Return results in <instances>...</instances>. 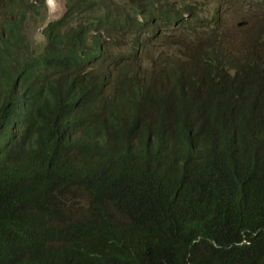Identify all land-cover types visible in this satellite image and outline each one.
I'll return each mask as SVG.
<instances>
[{"label": "trees", "instance_id": "16d2710c", "mask_svg": "<svg viewBox=\"0 0 264 264\" xmlns=\"http://www.w3.org/2000/svg\"><path fill=\"white\" fill-rule=\"evenodd\" d=\"M190 1L65 0L35 53L0 0V264H264V14L214 53ZM158 26L197 41L161 69Z\"/></svg>", "mask_w": 264, "mask_h": 264}, {"label": "rangeland", "instance_id": "374dc122", "mask_svg": "<svg viewBox=\"0 0 264 264\" xmlns=\"http://www.w3.org/2000/svg\"><path fill=\"white\" fill-rule=\"evenodd\" d=\"M35 1L36 0H29ZM65 0H44V7L40 9V14L36 16V20L28 19L25 31L28 36H32V39L36 45V51L40 52L44 47L45 40L42 35V28L48 22L60 18L65 11ZM198 2L197 7L202 9L200 11V17H206L217 23V31L221 34L226 33L224 36L228 43L241 47V44L251 39L255 33L256 25L259 22L261 16L264 14L263 9L258 6V0H191L190 3ZM187 3V2H186ZM188 4V3H187ZM41 18L42 21L38 22ZM208 22H201L200 26H193L195 31L202 33L203 30L208 27ZM42 25V26H41ZM211 25V24H210ZM184 36H189V33L185 29L180 30ZM179 29L173 30L163 26L158 27L159 43L156 45H162V41L171 40L174 41L180 38ZM194 37H189L192 40ZM190 45L195 46L196 40L189 42ZM171 52L169 54H172ZM143 63L147 65L143 59Z\"/></svg>", "mask_w": 264, "mask_h": 264}, {"label": "clouds", "instance_id": "9594fccd", "mask_svg": "<svg viewBox=\"0 0 264 264\" xmlns=\"http://www.w3.org/2000/svg\"><path fill=\"white\" fill-rule=\"evenodd\" d=\"M38 1L39 0H36V2L35 1H32V2L35 5V4L38 3ZM45 1H47V0H45ZM43 6H44V3H43ZM60 18H58V19H60ZM58 19H56V20H58ZM52 21H55V20H52ZM52 21H48L43 26V28H42V35H43V30ZM43 24L44 23L42 21V25ZM25 26L26 25H24V28H25ZM197 34H200V32H197L196 31V34L195 35H197ZM195 35H191L189 33V37H194ZM43 37H44V35H43ZM184 37L185 36L183 34V36L181 38H178V39L182 40ZM29 39L31 41V44H32V47L34 48V52L35 53H41V52H43L44 47L42 48V50L40 52H37L36 51V45H35V43H34V41L32 39V36H30ZM142 39H143L144 44H145L144 45V49H142V47H141L140 48L141 54H139L136 57L137 62L138 63H141L142 65H145L143 63V59H144L146 61V63H147L146 66H152L155 69H161L160 65L164 64V61H165V58H166L165 54H169L171 52H174V53L169 54V57L175 56V57H178L180 59H183V56L181 54H179V53H175V51L182 53L184 45H179L178 46L177 44H172V42L170 44H168V43H166L167 40H165V39H164L165 41H162V45H156V44L159 43L158 28H157V36L156 37H154L150 32L146 31V32H143L142 33ZM44 40H45V37H44ZM176 40H174V41H176ZM192 40H195V37ZM192 40H189V42H191ZM188 45H190V43H188ZM44 46H45V44H44ZM221 46H226V47H229V48H232V49H234V47H236L237 49L240 48L238 46L229 44L227 39L222 38L220 36H219V38H217V42L210 44L211 51L214 52V53H218L220 51V47ZM241 46H242V44H241ZM160 139H161V141L159 142V145H160V148H161V146L163 144V139L162 138H160ZM151 141H152V139H151ZM127 147L133 153H137V151H139L140 153H145L143 151V148L137 143V141L128 142ZM101 156L104 157V158H106V156L103 153V151H102V155Z\"/></svg>", "mask_w": 264, "mask_h": 264}]
</instances>
